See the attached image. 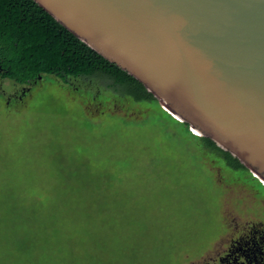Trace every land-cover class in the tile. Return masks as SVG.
Listing matches in <instances>:
<instances>
[{"label":"rangeland","instance_id":"374dc122","mask_svg":"<svg viewBox=\"0 0 264 264\" xmlns=\"http://www.w3.org/2000/svg\"><path fill=\"white\" fill-rule=\"evenodd\" d=\"M22 89L0 77V182L12 186L0 187L1 193L32 192L33 183L45 182L55 185L53 192L59 194L57 184L64 180L75 152L78 164L93 169L105 160L111 177L103 206L94 189L91 193L79 188L72 197L80 205L92 202L90 211L74 212L68 223L59 210L46 219L60 229L84 228L85 242L77 241L69 251L54 240L38 246L20 243L22 232H15L7 248L17 255L12 261L72 264L74 252L78 262L73 264H202V258L192 260L218 239L221 225L234 222L223 208L225 176L231 173L221 159L199 146L183 123L167 113L148 116L147 105L112 100L91 83L75 88L45 75L20 100ZM66 144L73 148L66 150ZM60 146L57 161L53 151ZM90 177L95 182V175L80 174L82 180ZM8 215V207L0 202V220ZM35 226L41 230L43 219ZM26 245L29 253L22 248ZM125 246L136 247L135 258L123 252Z\"/></svg>","mask_w":264,"mask_h":264},{"label":"water","instance_id":"95a60500","mask_svg":"<svg viewBox=\"0 0 264 264\" xmlns=\"http://www.w3.org/2000/svg\"><path fill=\"white\" fill-rule=\"evenodd\" d=\"M35 1L264 183V0Z\"/></svg>","mask_w":264,"mask_h":264},{"label":"trees","instance_id":"16d2710c","mask_svg":"<svg viewBox=\"0 0 264 264\" xmlns=\"http://www.w3.org/2000/svg\"><path fill=\"white\" fill-rule=\"evenodd\" d=\"M45 75L55 76L64 84L75 88L91 83L96 92L111 94L112 100L147 105L148 116L154 112H159L162 116L166 115L158 99L142 82L94 51L35 0H0V77L8 78L20 85H28L39 82V76L43 78ZM91 95L94 93L92 92ZM6 109L12 113L7 107ZM182 126L185 133L195 138L199 146L214 157L221 159L230 167L249 171L238 158L219 147L212 139L194 134L186 123ZM57 131L60 132V129L58 128ZM62 147L55 148L53 151L57 161L61 160ZM65 148L67 150L73 146L66 144ZM87 150L88 148H84L85 152ZM189 151L196 161L200 162L190 148ZM74 156L65 168L67 174L63 177L64 180L60 181L61 184H57V193H59L57 195L53 192L56 186L45 182L33 183L32 186L36 187V190L32 192L21 190L0 192V202L4 204V208L8 207L9 211V215L0 220V255L2 256L0 258H3L0 264H29L23 260L12 261V258L17 255L7 252L10 246L8 241L15 232H22L19 238L20 243L38 246L41 242L54 240L61 249L66 248L69 251L74 250L77 241H86L84 237L87 231L84 228L60 229L55 226L56 222L50 224L46 221L47 217L57 210L61 211L64 223L69 222L74 212L90 211L92 202L87 201L80 205V201L72 197L79 192V188L90 190L91 193L94 189L98 202L104 205L103 194L110 186L111 177L104 166L105 160H101L93 169L94 167L78 164ZM119 171L117 175H120ZM82 173L87 176L95 175V182L91 177L85 180L80 179ZM0 187L12 186L0 182ZM18 187L22 189L20 185ZM91 197L93 199L92 194ZM7 202H9L8 206ZM41 218L45 226L40 230L35 225ZM90 218L91 216L87 217V219ZM85 223L89 224L87 221ZM76 232L82 237L78 238ZM22 248L25 253H29L28 245ZM122 250L131 259L138 254L135 246H125ZM71 259L74 263L78 262L74 252L71 254ZM111 264L120 263L116 260Z\"/></svg>","mask_w":264,"mask_h":264},{"label":"flooded vegetation","instance_id":"af4514ba","mask_svg":"<svg viewBox=\"0 0 264 264\" xmlns=\"http://www.w3.org/2000/svg\"><path fill=\"white\" fill-rule=\"evenodd\" d=\"M32 85H22L20 100ZM222 162L231 173L225 176L223 208L229 210L234 222L221 225L218 239L192 261L202 258V264H264V183L250 170Z\"/></svg>","mask_w":264,"mask_h":264}]
</instances>
